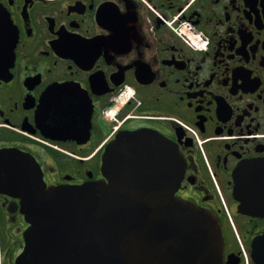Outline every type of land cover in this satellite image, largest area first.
Listing matches in <instances>:
<instances>
[{
	"label": "flooded vegetation",
	"instance_id": "af4514ba",
	"mask_svg": "<svg viewBox=\"0 0 264 264\" xmlns=\"http://www.w3.org/2000/svg\"><path fill=\"white\" fill-rule=\"evenodd\" d=\"M0 5L17 36L13 60L0 57V151L32 155L48 187L80 186L108 181L119 137L160 135L185 162L176 197L221 222L223 264H264L253 257L264 215L236 195L241 167L264 159V0ZM185 26L205 50L180 36ZM43 132L59 149L37 142ZM246 191L264 200V187ZM28 227L20 200L0 193V264H18Z\"/></svg>",
	"mask_w": 264,
	"mask_h": 264
},
{
	"label": "water",
	"instance_id": "95a60500",
	"mask_svg": "<svg viewBox=\"0 0 264 264\" xmlns=\"http://www.w3.org/2000/svg\"><path fill=\"white\" fill-rule=\"evenodd\" d=\"M16 42L0 5V51H6L0 57L13 60ZM42 106L46 114L53 107L51 101ZM184 170L178 150L144 131L119 137L106 152L108 181L80 186L48 187L32 155L1 150L0 193L20 200L30 225L18 264H223L219 218L175 195ZM236 183L241 211L254 203L264 215V200H251L246 191L264 187V159L241 167ZM253 257H264V236L255 240Z\"/></svg>",
	"mask_w": 264,
	"mask_h": 264
},
{
	"label": "built area",
	"instance_id": "2783aa9c",
	"mask_svg": "<svg viewBox=\"0 0 264 264\" xmlns=\"http://www.w3.org/2000/svg\"><path fill=\"white\" fill-rule=\"evenodd\" d=\"M187 28V26H185V29ZM182 38L185 39V41L188 44H194V46H196L198 49H203L205 47V42L204 39L200 36V35H196L194 33H191L190 30L186 29L184 31H182Z\"/></svg>",
	"mask_w": 264,
	"mask_h": 264
},
{
	"label": "rangeland",
	"instance_id": "374dc122",
	"mask_svg": "<svg viewBox=\"0 0 264 264\" xmlns=\"http://www.w3.org/2000/svg\"><path fill=\"white\" fill-rule=\"evenodd\" d=\"M232 240V239H231Z\"/></svg>",
	"mask_w": 264,
	"mask_h": 264
}]
</instances>
